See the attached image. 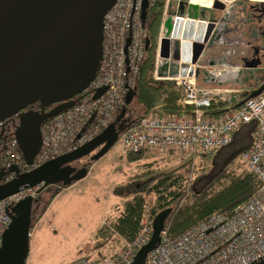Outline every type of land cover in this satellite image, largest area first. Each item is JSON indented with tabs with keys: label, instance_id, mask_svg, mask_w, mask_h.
<instances>
[{
	"label": "built area",
	"instance_id": "obj_1",
	"mask_svg": "<svg viewBox=\"0 0 264 264\" xmlns=\"http://www.w3.org/2000/svg\"><path fill=\"white\" fill-rule=\"evenodd\" d=\"M219 1L227 9L237 0ZM146 2V19L142 22L143 0H114L103 15L101 56L94 77L74 105L41 124V146L31 164L23 159L14 136L7 138L2 160L5 170L12 165L21 171L38 167L84 145L115 120L127 92L136 88V78L145 57L146 24L156 0ZM191 5L190 0H163L152 61L153 79L174 82L181 90L178 104L191 108L164 115L158 112L160 105L154 107L119 133L121 153L214 154L232 141L241 125L255 121L251 143L240 158L257 176L260 186L230 214L214 211L174 237H169L163 228L159 244L147 253L144 264H252L264 258V92L244 98L238 107L229 106L218 116L206 114L213 100L230 104L238 98L230 89L197 85L200 69L218 72L220 67L202 66L199 58L193 61L194 44H203L205 48L213 32L204 41L211 20L199 17V8L204 6L197 5L198 11L194 14ZM168 19L170 29L166 34ZM127 38L130 41L126 47ZM102 89L103 92L96 96ZM6 121L8 119L0 121V128ZM12 177L13 173L7 174L3 182ZM40 188L41 185L27 187L0 199V244L11 221L10 207L26 196L37 197ZM151 235L152 219L145 215L135 236L131 240H121L111 255L99 261L83 256L64 264H130Z\"/></svg>",
	"mask_w": 264,
	"mask_h": 264
},
{
	"label": "water",
	"instance_id": "obj_2",
	"mask_svg": "<svg viewBox=\"0 0 264 264\" xmlns=\"http://www.w3.org/2000/svg\"><path fill=\"white\" fill-rule=\"evenodd\" d=\"M113 2L0 0V121L7 117L16 120L12 124L13 136L26 163H32L41 146V124L74 105L75 100L71 97L81 92L94 77L101 56L103 15ZM260 4L264 5V2ZM146 7L147 2L143 0L142 22L146 19ZM190 7L195 14L197 5L192 4ZM212 8L225 10L219 0L213 1ZM257 21L262 22V18ZM165 26L168 34L170 19ZM215 26L214 22H209L204 41L208 40ZM259 28H264V25ZM129 41L130 38H127L126 47ZM247 44L249 48L244 47L245 55L241 60L247 69L254 71L252 78H255L264 73V41L259 46L249 41ZM203 48V44H194L193 61L198 60ZM145 49H149L148 38ZM248 50L254 53L250 61L244 57L250 53ZM257 80L262 82L261 85L248 93L247 97H255L264 92V75ZM135 94L136 88L130 89L115 120L77 149L29 171H21L16 165L7 170L2 167L0 199L27 187L41 185V190L47 185L68 186L84 178L88 168H76L74 162L99 147L90 157L91 160L98 159L117 141L119 133L125 129V126L117 125V122ZM36 101L42 107L40 111L27 109L28 105ZM51 104L54 105L44 110V106ZM4 132L3 127L0 129V139L7 138ZM9 173H13L12 179L3 182ZM37 200V197L26 196L10 207L11 221L1 238L0 264H26L32 206ZM170 211L171 208L162 209L153 217L152 235L137 251L130 264H144L147 253L160 242V233ZM252 264H264V258Z\"/></svg>",
	"mask_w": 264,
	"mask_h": 264
},
{
	"label": "trees",
	"instance_id": "obj_3",
	"mask_svg": "<svg viewBox=\"0 0 264 264\" xmlns=\"http://www.w3.org/2000/svg\"><path fill=\"white\" fill-rule=\"evenodd\" d=\"M162 5L163 0H156L146 24L149 49L139 68L134 97V101L144 109L140 117L145 116L158 104H160L161 113L164 115L181 113L191 108L190 106L183 108L178 104L181 90L175 86L174 82L157 81L152 77V61ZM81 93L82 91L71 98L76 101ZM239 101L232 102L230 107H238ZM226 104L227 102L219 99L213 100L206 108V114L218 116L225 111ZM39 106V101H36L28 105L27 108ZM255 128V121L241 125L233 134L232 141L216 153L211 154L207 162L193 165L192 160L189 159L175 169L157 172L145 180L126 182L115 186L112 189V194L123 196L125 199L122 201L117 215L110 222L112 231L109 236H115L118 241L120 239L131 240L139 230L146 214L153 219L157 212L165 208H171L164 222V229L169 237L182 233L186 228L206 218L214 211L232 213L260 186L257 176L247 168L240 171L231 168L235 160L249 147ZM144 154V151L127 153L125 159L128 162H137L142 159ZM56 186L58 188L46 206L62 187H65L61 184H56ZM147 196H152V198L148 200ZM33 224L34 222L31 223V228ZM102 230L99 231L100 234H104Z\"/></svg>",
	"mask_w": 264,
	"mask_h": 264
},
{
	"label": "rangeland",
	"instance_id": "obj_4",
	"mask_svg": "<svg viewBox=\"0 0 264 264\" xmlns=\"http://www.w3.org/2000/svg\"><path fill=\"white\" fill-rule=\"evenodd\" d=\"M174 1L176 2V0ZM235 3H241V5H246L245 7L248 8L251 6V3L257 2L252 0H237ZM248 11L249 8L246 10V13ZM202 12L204 13L203 15ZM199 13L201 18H209L211 21L218 22L223 11L212 7H201L199 8ZM234 25L236 26L233 32L235 40L236 37H239L246 39V41L251 42L254 46L262 45L264 35L260 32L259 27L264 25V22L258 23L254 21L246 23L244 19H241ZM248 25L252 27L250 31L247 30ZM262 29L264 31V28ZM220 34L221 31L216 28L206 46L214 45ZM232 46L242 48V51L244 47L246 49L249 48L248 44L241 46L238 40ZM236 50L233 48L234 52ZM207 52L205 51V53ZM253 54L251 52L244 57L250 61ZM253 74L254 71L250 69L245 72H237L238 80L235 79L230 84L240 87L246 86ZM143 112L142 106L137 104L133 99L120 120L123 121L122 127L125 126L126 128L135 122ZM7 119L9 118L7 117L4 120ZM98 149L81 157L73 164L76 168L85 166L89 170L94 162V168L88 178H84V181L77 180L68 186L62 187L60 192L47 205L48 208L37 221L35 227L30 228L27 264H63L83 256L92 261H99L111 255L118 247L121 239L118 241L115 236H109L110 231H112L110 222L117 215L121 203L125 199L123 196L113 195L111 193L112 189L126 182L145 180L157 172L175 169L189 159L192 160L193 165L207 162L211 155L206 153L196 156H186L177 151H168L163 154L149 151L145 152L139 161L128 162L125 159L126 154L121 153L119 143L117 144L116 142L112 144L104 155L98 159L91 160L90 157ZM231 168L240 171L241 169H245L246 166L241 158L238 157L231 165ZM57 188L58 186L51 185L47 190L42 191L41 199L33 205L31 222H35L43 209L47 207L46 203ZM147 198L150 200L152 196H147ZM146 215L149 216L148 214ZM102 218L104 222L101 223L100 229L97 232L99 238H95L93 235L94 228ZM101 229H103L104 234L99 233Z\"/></svg>",
	"mask_w": 264,
	"mask_h": 264
},
{
	"label": "crops",
	"instance_id": "obj_5",
	"mask_svg": "<svg viewBox=\"0 0 264 264\" xmlns=\"http://www.w3.org/2000/svg\"><path fill=\"white\" fill-rule=\"evenodd\" d=\"M213 1L214 0H190V2L192 4L204 6V7H212ZM245 6L246 5H241V3L240 4L235 3L232 6H230L229 8L223 10L222 16L218 20V22H217V24L213 30V32H214L215 29L218 28V30L221 31V34H220L217 42H215L214 45H209L211 47H209L208 45L205 46V48L202 50V53L200 54V57H199L200 65H202V66L217 65L220 67V69L218 70V72H211V71L207 72L205 69H200L198 71V75L196 77L197 85L200 88H205V87L206 88H218V89H223V90L224 89H230L233 91L232 95L236 96L238 98V101L244 99L245 95H247L249 93V91L251 90V88H253V86H254L253 79L251 77H250L249 82H247L246 86L240 87L237 85L230 84V83L234 82L235 79L238 78L237 72L240 73V71L245 72V71L249 70L246 67H244L243 64H241L242 63L241 62L242 48H239L237 46H235V47L232 46L235 42H237V40L239 38V37L238 38L236 37V40H235V38L233 37V32L236 29V26L234 24L236 22L240 21L241 19H245L247 16L246 10L249 7L247 8ZM197 11H198V9H197ZM203 14L204 13L202 12V15ZM198 15L200 17L199 11H198ZM206 19H209V18H206ZM223 34H224V36H223ZM233 48L237 49L236 52L233 51ZM205 51L206 52L208 51V52L205 53ZM203 57H205V58L202 60ZM222 67L225 69H223ZM158 105H160V104H158ZM158 105H155L154 107H156ZM230 105H231V103L230 104L227 103L226 108L229 107ZM122 108H123V106L119 109L118 114L120 113ZM158 112H161V106L158 109ZM122 117L117 122V125H121L123 123V121H120L122 119ZM15 122H16V120L13 118H9L8 121L5 122V127H4L5 132L4 133L7 134V137L13 135L12 124ZM133 123H131V124H133ZM129 126H127V127H129ZM3 140H4V138L0 139V170L3 167L2 166ZM116 142L118 144V139ZM98 148H96V149H98ZM93 168H94V162L90 166V168H89V170H88V172L84 178H88V176L91 174V171ZM84 178L80 179V180L84 181ZM49 186H51V185H47L41 189V191L37 195L38 200L41 199L42 191L47 190V188H49ZM38 200L35 203H37ZM47 208H48V206L45 208V210L43 212L40 213L38 218H36V221L34 222L33 227H35L37 221L42 217V215L45 213ZM32 209H33V206H32ZM102 222H104L103 218L100 219L99 223L96 224V226L94 228L93 235L95 238L98 237L97 232L100 229V225Z\"/></svg>",
	"mask_w": 264,
	"mask_h": 264
},
{
	"label": "flooded vegetation",
	"instance_id": "obj_6",
	"mask_svg": "<svg viewBox=\"0 0 264 264\" xmlns=\"http://www.w3.org/2000/svg\"><path fill=\"white\" fill-rule=\"evenodd\" d=\"M259 1H264V0H259ZM251 6H252V7H251ZM251 6L249 7V11H248L247 16H246V19H244V21H245L246 23H248V22L251 23V22H254V21L258 22L257 19L262 18V22H264V5H261L260 2H257V3H251ZM249 17H250V18H249ZM247 18H249V19L247 20ZM256 18H257V19H256ZM250 21H251V22H250ZM260 23H261V22H260ZM250 28L252 29V27H251L250 25H248V26H247V30L250 31ZM260 32L264 35V31H263L262 28L260 29ZM238 41L240 42L241 46L247 44L246 39L238 38ZM243 51H244V50H243ZM243 51H242L241 53H242V55H245V54L243 53ZM248 51L251 53L253 50H252V51H251V50H248ZM262 75H264V73L260 74V76L255 77V78H252V76H251V78L253 79V84H254V86H253V88H251V90L249 91V93H250L252 90L257 89V88L261 85L262 82H260V81L257 80V79H260V77H261ZM52 105H54V104H51L50 106H44L43 108H44V110H47V109H49ZM41 108H42V107L39 106V107H35V108H27V109H33V110H38V111H40ZM7 138H8V137H7ZM7 138L3 140V152H4V149H5V142H6Z\"/></svg>",
	"mask_w": 264,
	"mask_h": 264
},
{
	"label": "bare ground",
	"instance_id": "obj_7",
	"mask_svg": "<svg viewBox=\"0 0 264 264\" xmlns=\"http://www.w3.org/2000/svg\"><path fill=\"white\" fill-rule=\"evenodd\" d=\"M264 2V1H263Z\"/></svg>",
	"mask_w": 264,
	"mask_h": 264
}]
</instances>
